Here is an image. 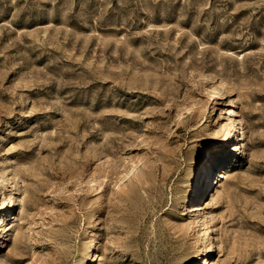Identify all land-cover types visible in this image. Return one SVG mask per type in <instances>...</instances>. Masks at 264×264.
Masks as SVG:
<instances>
[{
    "label": "rangeland",
    "instance_id": "1",
    "mask_svg": "<svg viewBox=\"0 0 264 264\" xmlns=\"http://www.w3.org/2000/svg\"><path fill=\"white\" fill-rule=\"evenodd\" d=\"M0 264H264V0H0Z\"/></svg>",
    "mask_w": 264,
    "mask_h": 264
},
{
    "label": "bare ground",
    "instance_id": "2",
    "mask_svg": "<svg viewBox=\"0 0 264 264\" xmlns=\"http://www.w3.org/2000/svg\"><path fill=\"white\" fill-rule=\"evenodd\" d=\"M233 134L232 138L235 140V143L233 145L232 151L236 152L238 151V143H237V130L236 127L233 126L232 128ZM225 137H223V143H226ZM220 159L217 155L215 156H208V158H204L202 162L197 164L196 168L194 169V172L192 174L191 179V185L188 191L189 197L193 198L194 200H197L195 204L192 207V211L195 215H200L201 213H205V208L207 207V204L205 202H201L202 197L205 193L207 184V179L209 177V174L211 170L216 171L215 175L217 178L216 184L220 185L222 180L226 179L228 177V172L231 166L223 167L221 170L220 168H217L220 164ZM205 180V181H204ZM199 196V197H198ZM15 201H12L11 208H14ZM208 230H204V241H208L209 237H207Z\"/></svg>",
    "mask_w": 264,
    "mask_h": 264
}]
</instances>
